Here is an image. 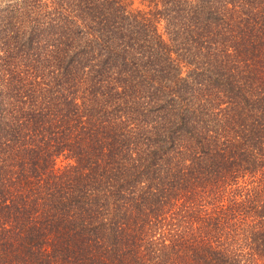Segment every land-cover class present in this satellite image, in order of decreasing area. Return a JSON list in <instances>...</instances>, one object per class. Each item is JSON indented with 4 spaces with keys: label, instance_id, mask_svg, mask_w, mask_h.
Returning <instances> with one entry per match:
<instances>
[{
    "label": "trees",
    "instance_id": "1",
    "mask_svg": "<svg viewBox=\"0 0 264 264\" xmlns=\"http://www.w3.org/2000/svg\"><path fill=\"white\" fill-rule=\"evenodd\" d=\"M0 264H264V0H0Z\"/></svg>",
    "mask_w": 264,
    "mask_h": 264
},
{
    "label": "rangeland",
    "instance_id": "2",
    "mask_svg": "<svg viewBox=\"0 0 264 264\" xmlns=\"http://www.w3.org/2000/svg\"><path fill=\"white\" fill-rule=\"evenodd\" d=\"M135 3L138 4V0H135Z\"/></svg>",
    "mask_w": 264,
    "mask_h": 264
}]
</instances>
